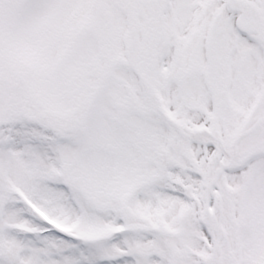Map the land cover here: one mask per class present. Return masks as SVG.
<instances>
[{
    "label": "snow or ice",
    "instance_id": "obj_1",
    "mask_svg": "<svg viewBox=\"0 0 264 264\" xmlns=\"http://www.w3.org/2000/svg\"><path fill=\"white\" fill-rule=\"evenodd\" d=\"M0 264H264V0H0Z\"/></svg>",
    "mask_w": 264,
    "mask_h": 264
}]
</instances>
